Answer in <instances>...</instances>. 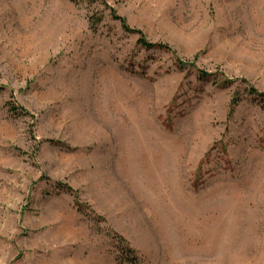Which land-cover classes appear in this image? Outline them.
<instances>
[{
    "label": "rangeland",
    "instance_id": "1",
    "mask_svg": "<svg viewBox=\"0 0 264 264\" xmlns=\"http://www.w3.org/2000/svg\"><path fill=\"white\" fill-rule=\"evenodd\" d=\"M105 3L0 0V264H264V0Z\"/></svg>",
    "mask_w": 264,
    "mask_h": 264
},
{
    "label": "trees",
    "instance_id": "2",
    "mask_svg": "<svg viewBox=\"0 0 264 264\" xmlns=\"http://www.w3.org/2000/svg\"><path fill=\"white\" fill-rule=\"evenodd\" d=\"M98 1H100V3L101 4H105L106 5V0H98ZM110 14H111V16H114V11H112L111 9H110ZM116 19H118L117 17H115ZM118 20H120V19H118ZM120 22H121V26H122V28L124 29V30H126V31H129V32H135V31H132V30H130L128 27H127V25H126V23L124 22V20H120ZM94 24H96V23H93V22H91V26L92 25H94ZM137 32V31H136ZM138 33V32H137ZM139 44L143 47V48H145V49H154V48H159V49H164V50H167V51H170L171 49H170V47H168L167 45H159V44H151V43H148L145 39H139ZM177 61V67L179 68V69H185L186 67H188V66H192L191 64H189V63H185V62H183V61H181V60H176ZM203 77H206L205 75H203ZM250 94H252V95H255V94H257L256 96H258V97H260V98H263L264 99V94H261V93H255L254 91H251V92H249ZM7 105L9 106V110L10 111H12V112H22V114H25V112L24 111H22L21 110V108L20 107H18L15 103H13L12 101L11 102H8L7 103ZM68 192H70L74 197H75V200H76V194L74 193V191H72L69 187H64ZM116 237V236H115ZM116 238H119V237H116ZM120 239V238H119Z\"/></svg>",
    "mask_w": 264,
    "mask_h": 264
},
{
    "label": "bare ground",
    "instance_id": "3",
    "mask_svg": "<svg viewBox=\"0 0 264 264\" xmlns=\"http://www.w3.org/2000/svg\"><path fill=\"white\" fill-rule=\"evenodd\" d=\"M126 130H127V129H126ZM125 132H126V131H125ZM127 132H128V130H127ZM127 132H126V133H127ZM126 133H125V134H126ZM155 146H156V145H155Z\"/></svg>",
    "mask_w": 264,
    "mask_h": 264
}]
</instances>
